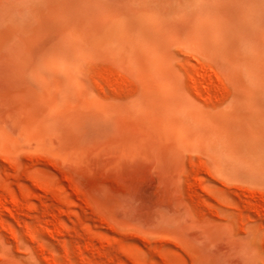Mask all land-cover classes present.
Listing matches in <instances>:
<instances>
[{
    "label": "rangeland",
    "instance_id": "rangeland-1",
    "mask_svg": "<svg viewBox=\"0 0 264 264\" xmlns=\"http://www.w3.org/2000/svg\"><path fill=\"white\" fill-rule=\"evenodd\" d=\"M0 264H264V0H0Z\"/></svg>",
    "mask_w": 264,
    "mask_h": 264
},
{
    "label": "bare ground",
    "instance_id": "bare-ground-1",
    "mask_svg": "<svg viewBox=\"0 0 264 264\" xmlns=\"http://www.w3.org/2000/svg\"><path fill=\"white\" fill-rule=\"evenodd\" d=\"M207 69H208V68H207ZM203 70H205V67H204ZM209 70H210V69H208V71H209ZM208 71H206V72L208 73ZM210 71H212V69H211ZM210 71H209V72H210ZM206 72H205V74H206ZM201 73H202V71H201ZM203 73H204V72H203ZM210 73L212 74V72H210ZM197 74H200L199 71L197 72ZM208 74H209V73H208ZM211 74H210V75H211ZM213 74H216V73L213 72ZM200 75H201V74H200ZM200 75H199V77H201ZM206 75H207V74H206ZM213 76H214V75H213ZM210 77H211V76H210ZM201 78H202V77H201ZM203 78H205V75H203ZM207 79H209V75H207ZM196 81H200V79H199V80H196ZM199 83H200V82H199Z\"/></svg>",
    "mask_w": 264,
    "mask_h": 264
}]
</instances>
